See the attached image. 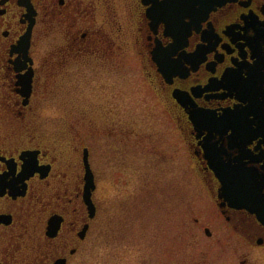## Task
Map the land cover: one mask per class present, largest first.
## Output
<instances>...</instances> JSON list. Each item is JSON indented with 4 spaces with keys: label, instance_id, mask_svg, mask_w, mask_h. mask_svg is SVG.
Segmentation results:
<instances>
[{
    "label": "flooded vegetation",
    "instance_id": "flooded-vegetation-1",
    "mask_svg": "<svg viewBox=\"0 0 264 264\" xmlns=\"http://www.w3.org/2000/svg\"><path fill=\"white\" fill-rule=\"evenodd\" d=\"M116 1L0 0V264H83L86 241L106 212L97 196L100 166L93 167L81 132L68 138L64 156L57 140L42 136L33 122L45 95L58 102L60 111L80 108L87 70L93 77H113L106 83L112 90L119 41L139 46L145 77L192 158L211 211L205 224L190 208L182 211L180 191L155 200L143 184L126 199L114 194V236L120 234L124 212L130 217L127 232H138L137 196L143 215L151 204L158 216L160 207L163 214L158 231L145 242L149 251L143 264H195L185 247L183 259L182 238L196 249L198 234L203 230L211 238V225L217 223L226 230L225 239L235 238L237 264H264V47L254 51L264 43V0H179L180 7L169 13V0L123 1L126 30H121ZM257 54L256 78L241 85L236 74ZM237 87L247 98L244 111L256 117L229 142L214 120L232 114ZM108 108L97 118L105 125L114 121ZM111 132L115 147L122 132L115 126ZM85 150L95 183L92 216L84 196ZM218 174H227L225 183ZM240 175L249 181L247 189L254 186L252 194L246 192L253 195V206L237 205L233 195L240 193L229 191L235 183L227 179Z\"/></svg>",
    "mask_w": 264,
    "mask_h": 264
},
{
    "label": "rangeland",
    "instance_id": "rangeland-1",
    "mask_svg": "<svg viewBox=\"0 0 264 264\" xmlns=\"http://www.w3.org/2000/svg\"><path fill=\"white\" fill-rule=\"evenodd\" d=\"M123 1L128 2L117 0L115 6L118 21L122 23L121 30H126V20L123 19L127 10L122 4ZM131 14L136 21V11L131 9ZM118 51L117 75L112 90H107L106 83L109 78L113 81V77H93L87 70L82 93L85 101L78 105L80 108L60 111L58 102L45 95L41 106L35 110L37 114L33 122L42 136H52L57 140L64 156L67 155L65 144L68 138L81 132L91 148L93 167L100 166L101 182L97 196L101 197L106 212L98 229L92 231L86 241L83 264H143L145 256L148 255L145 242L147 238H151L152 233L158 231L156 227L163 219L162 208L160 207L158 216L157 208L151 204V208L143 215L137 201L139 197L136 196L135 210L137 209L139 216L136 214L135 221L139 230H134L133 235L127 232V218L130 217L124 212L117 237L113 231L114 219L110 216L115 193L126 199L129 191L134 192V195L139 189L142 190L143 184H148L149 187L144 188L150 193L151 199L155 200H167L164 195H173L174 191H180L182 211L190 208L193 210L191 215L205 224L209 217L207 213L211 211L208 207L207 190L194 172L192 158L183 141L179 139L170 115L160 104L153 86L145 77V61L141 58L139 46L119 41ZM61 95L65 98L64 94ZM74 97H78V94ZM98 104H102V109H93ZM110 105L111 113L114 114L111 120L114 123L105 125L97 118L99 115L108 114ZM114 126L117 131L122 132L117 138L121 142L118 141L115 147L110 142L115 139V136H111L112 132L110 133ZM128 136L133 143H130ZM138 141L141 143L136 145ZM211 231V238L203 230L197 236L200 247L198 252H204L200 256L203 264H237L232 243H235V238L232 237L230 241L225 239L226 230L218 223L211 225ZM170 240L172 242L174 237ZM212 241L216 242L211 244ZM187 244L188 238L184 247L191 253L195 247Z\"/></svg>",
    "mask_w": 264,
    "mask_h": 264
},
{
    "label": "snow or ice",
    "instance_id": "snow-or-ice-1",
    "mask_svg": "<svg viewBox=\"0 0 264 264\" xmlns=\"http://www.w3.org/2000/svg\"><path fill=\"white\" fill-rule=\"evenodd\" d=\"M262 47H264V43L260 44L258 47H254V51L259 52ZM260 58V55L257 54L255 60L250 61L246 70H244L243 72H238L236 74L235 79L238 80L241 85H246L256 78L257 61L260 60ZM235 91L237 92L239 98L236 101V105L234 106L232 114L216 117L214 120V126L216 130L220 131L229 142L240 138L243 126H252L255 123L256 117V113L254 111H244L248 108V106H246L247 98H245V94L242 88L237 87ZM238 105L240 106V110L237 113L235 111V108ZM194 119H199V117L195 113ZM210 147H214V145H210ZM225 147L227 148V145H225ZM261 194L264 195V191H262Z\"/></svg>",
    "mask_w": 264,
    "mask_h": 264
},
{
    "label": "water",
    "instance_id": "water-1",
    "mask_svg": "<svg viewBox=\"0 0 264 264\" xmlns=\"http://www.w3.org/2000/svg\"><path fill=\"white\" fill-rule=\"evenodd\" d=\"M86 150H85L84 159H83L84 164H85V195L84 196H85V200H86V203L88 205V208H89V214H90V216H92L94 214V207H93V203L91 200V193H92V190L95 188V184H94V180H93V173H92L91 168L89 166ZM222 182H224V181L222 180ZM242 188L244 189L245 187L242 186ZM223 189H224V187H223ZM254 190L255 189L253 186L249 189V192H251V194H252L254 192ZM250 196L253 197V195H250ZM242 198L246 199V197H242ZM243 203H247V202L240 200V202L237 205L244 206ZM252 204H254V203H252Z\"/></svg>",
    "mask_w": 264,
    "mask_h": 264
},
{
    "label": "trees",
    "instance_id": "trees-1",
    "mask_svg": "<svg viewBox=\"0 0 264 264\" xmlns=\"http://www.w3.org/2000/svg\"><path fill=\"white\" fill-rule=\"evenodd\" d=\"M184 238H185V237L182 238V245H181V247H182V255H183V259L185 258L184 255H186L185 252H184V244H185V240H186V238H185V240H184ZM188 239H189V238H188ZM198 246H199V245H197L196 249H194V251H192L193 254H194V256H195V257H194V259H195L194 262H195V264H203L202 259H200V256L203 255L204 252H202V253H201V252H198V248H200V247H198ZM187 254H190V253H187ZM188 260H189V258H188ZM188 260H187V261H188ZM187 261H186V262H187ZM183 262H184V261H183ZM205 262H206V261H205ZM184 264H185V263H184ZM206 264H208V263L206 262Z\"/></svg>",
    "mask_w": 264,
    "mask_h": 264
}]
</instances>
